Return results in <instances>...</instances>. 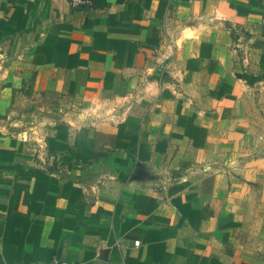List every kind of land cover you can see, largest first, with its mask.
Wrapping results in <instances>:
<instances>
[{"label": "crops", "instance_id": "0c3cea01", "mask_svg": "<svg viewBox=\"0 0 264 264\" xmlns=\"http://www.w3.org/2000/svg\"><path fill=\"white\" fill-rule=\"evenodd\" d=\"M94 1L81 12L67 0H0V264L157 262L134 259L157 246L143 230L169 140L157 121L177 89L189 97V67L225 50L236 25L261 21L264 3ZM123 80L127 92L104 108L103 92Z\"/></svg>", "mask_w": 264, "mask_h": 264}, {"label": "rangeland", "instance_id": "374dc122", "mask_svg": "<svg viewBox=\"0 0 264 264\" xmlns=\"http://www.w3.org/2000/svg\"><path fill=\"white\" fill-rule=\"evenodd\" d=\"M260 7L261 21L236 25L225 50L200 57L201 71L189 67L181 81L189 97H180L179 88L162 110L157 126L170 131L162 132L169 140L157 150L156 226L143 229L157 234V246L134 259L157 254V262L146 264H264V3ZM143 75L150 82L157 72ZM126 90L123 80L104 91V108ZM89 112L105 116L97 107ZM139 232L134 224L131 244Z\"/></svg>", "mask_w": 264, "mask_h": 264}, {"label": "built area", "instance_id": "2783aa9c", "mask_svg": "<svg viewBox=\"0 0 264 264\" xmlns=\"http://www.w3.org/2000/svg\"><path fill=\"white\" fill-rule=\"evenodd\" d=\"M69 7L74 11H94L95 10V1L94 0H67ZM135 245L139 244V241H134ZM49 264H73L68 261L60 260L56 257L52 258Z\"/></svg>", "mask_w": 264, "mask_h": 264}]
</instances>
